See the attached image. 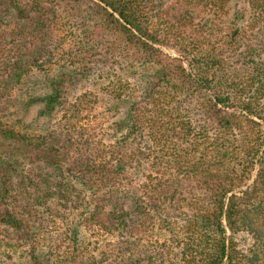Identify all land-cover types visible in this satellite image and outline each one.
<instances>
[{
    "label": "trees",
    "instance_id": "trees-1",
    "mask_svg": "<svg viewBox=\"0 0 264 264\" xmlns=\"http://www.w3.org/2000/svg\"><path fill=\"white\" fill-rule=\"evenodd\" d=\"M264 264V0H0V263Z\"/></svg>",
    "mask_w": 264,
    "mask_h": 264
},
{
    "label": "rangeland",
    "instance_id": "rangeland-1",
    "mask_svg": "<svg viewBox=\"0 0 264 264\" xmlns=\"http://www.w3.org/2000/svg\"><path fill=\"white\" fill-rule=\"evenodd\" d=\"M18 253H20V251L11 255V260L10 262H8V264H26L25 259H24L25 257ZM0 264H3V263H0Z\"/></svg>",
    "mask_w": 264,
    "mask_h": 264
}]
</instances>
